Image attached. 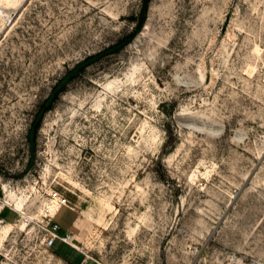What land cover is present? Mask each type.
Returning <instances> with one entry per match:
<instances>
[{"label": "rangeland", "instance_id": "rangeland-1", "mask_svg": "<svg viewBox=\"0 0 264 264\" xmlns=\"http://www.w3.org/2000/svg\"><path fill=\"white\" fill-rule=\"evenodd\" d=\"M142 3L0 0V264H264V0H152L32 146Z\"/></svg>", "mask_w": 264, "mask_h": 264}, {"label": "trees", "instance_id": "trees-1", "mask_svg": "<svg viewBox=\"0 0 264 264\" xmlns=\"http://www.w3.org/2000/svg\"><path fill=\"white\" fill-rule=\"evenodd\" d=\"M152 0H143L141 5L140 13L138 16V21L136 27L134 28L133 32L124 37L119 43L104 49L103 51L86 57L83 61H80L73 68L68 69L67 72L57 81V83L52 88L51 94L49 98L40 104L38 111L32 121V126L29 130V139L31 140L32 146H34L35 142L38 139L39 131L42 127V123L44 117L48 112H50L57 100L67 91L68 86L77 78L79 77L89 66L97 63V61L103 59L104 57L118 52L121 47H125L129 45L134 38L139 34V32L144 27L146 20L148 18V12L150 8ZM34 152V151H33Z\"/></svg>", "mask_w": 264, "mask_h": 264}, {"label": "built area", "instance_id": "built-area-1", "mask_svg": "<svg viewBox=\"0 0 264 264\" xmlns=\"http://www.w3.org/2000/svg\"><path fill=\"white\" fill-rule=\"evenodd\" d=\"M57 230L58 228L55 227L52 231H51V237L49 239H47V247L48 248H52V246L54 245V243L56 242L57 239L63 241V242H66L68 243V237H60L58 234H57Z\"/></svg>", "mask_w": 264, "mask_h": 264}, {"label": "bare ground", "instance_id": "bare-ground-1", "mask_svg": "<svg viewBox=\"0 0 264 264\" xmlns=\"http://www.w3.org/2000/svg\"><path fill=\"white\" fill-rule=\"evenodd\" d=\"M60 205H55L52 209H51V213L56 214V212L60 209Z\"/></svg>", "mask_w": 264, "mask_h": 264}]
</instances>
